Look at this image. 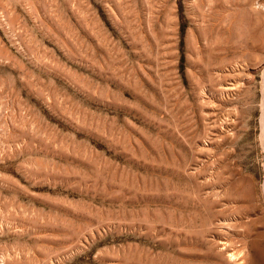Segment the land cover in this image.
Here are the masks:
<instances>
[{
    "label": "rangeland",
    "instance_id": "obj_1",
    "mask_svg": "<svg viewBox=\"0 0 264 264\" xmlns=\"http://www.w3.org/2000/svg\"><path fill=\"white\" fill-rule=\"evenodd\" d=\"M0 264H264V0H0Z\"/></svg>",
    "mask_w": 264,
    "mask_h": 264
}]
</instances>
